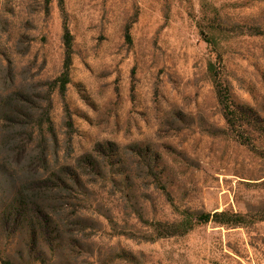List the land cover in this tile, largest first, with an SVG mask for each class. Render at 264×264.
I'll use <instances>...</instances> for the list:
<instances>
[{"label":"rangeland","instance_id":"1","mask_svg":"<svg viewBox=\"0 0 264 264\" xmlns=\"http://www.w3.org/2000/svg\"><path fill=\"white\" fill-rule=\"evenodd\" d=\"M1 259L264 264V0H0Z\"/></svg>","mask_w":264,"mask_h":264},{"label":"trees","instance_id":"2","mask_svg":"<svg viewBox=\"0 0 264 264\" xmlns=\"http://www.w3.org/2000/svg\"><path fill=\"white\" fill-rule=\"evenodd\" d=\"M72 41L73 40H72V36L70 34V31H69L66 23H64L63 24V35H62V43H63V48H64V59H63V64H62V71H61L60 75L58 76V78L55 82V83L59 84V91L61 94L64 93L66 85L68 84V81H69V68L71 65V57H72ZM213 82L215 83V91H216L218 102L221 105V107L223 108V111L225 112V114L227 116V120H228L229 118H231L228 115L232 116L233 112H232V114H229L231 112L229 111V107H228L229 104H228L226 89H224V90L221 89V86H220V84H218L215 77L213 78ZM15 215L17 216V214H15ZM185 217H186V219H191V217H194L195 223H206L209 220V216L207 214L185 213ZM20 220H21V217L20 218L15 217L13 222L19 223ZM24 225H25L26 229L29 226V228L31 230H33V226L27 225V221H25ZM155 227L162 229V232L158 234V238L170 237V236H174V235H177L178 233H180L179 231L175 230V226H173V225H167V224L162 225V224L158 223ZM189 227H191V226H189ZM187 229H188V226L183 228L182 231H186ZM0 263L1 264H14L7 259H1Z\"/></svg>","mask_w":264,"mask_h":264}]
</instances>
